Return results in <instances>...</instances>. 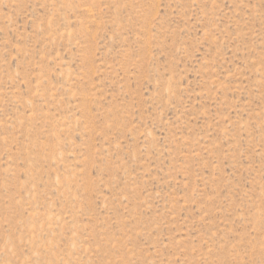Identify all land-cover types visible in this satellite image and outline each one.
<instances>
[{
	"label": "rangeland",
	"instance_id": "obj_1",
	"mask_svg": "<svg viewBox=\"0 0 264 264\" xmlns=\"http://www.w3.org/2000/svg\"><path fill=\"white\" fill-rule=\"evenodd\" d=\"M0 264H264V0H0Z\"/></svg>",
	"mask_w": 264,
	"mask_h": 264
}]
</instances>
